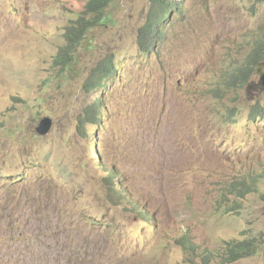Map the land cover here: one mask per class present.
Segmentation results:
<instances>
[{"label": "rangeland", "instance_id": "374dc122", "mask_svg": "<svg viewBox=\"0 0 264 264\" xmlns=\"http://www.w3.org/2000/svg\"><path fill=\"white\" fill-rule=\"evenodd\" d=\"M86 2L0 0V264H204L201 250L250 237L257 254L230 264H264V175L244 198L224 188L237 162L264 169V112L251 115L264 57L245 84L230 74L264 32V0H177L149 51L151 0H113L64 65L65 27ZM97 96L101 120L83 133ZM179 229L196 252L172 239Z\"/></svg>", "mask_w": 264, "mask_h": 264}, {"label": "trees", "instance_id": "16d2710c", "mask_svg": "<svg viewBox=\"0 0 264 264\" xmlns=\"http://www.w3.org/2000/svg\"><path fill=\"white\" fill-rule=\"evenodd\" d=\"M113 0H87L85 7L81 15L75 20L71 21L65 27L66 43L61 46L57 59L64 65H68L74 59V54L78 49L81 41L87 36L89 31L100 23L104 22V15L107 7ZM182 2V1H181ZM152 7L148 16V20L140 29V45L145 48V51H149L155 47V43L165 37V29L162 27L164 20V14H166L165 8L168 7V19L174 15V13L180 10L179 5H176L177 0H151ZM261 38L255 39L254 48L251 54L246 59L245 64H237L233 67L230 74L233 76V80H237L239 84H245L249 77L254 73L255 66L258 61H261L264 57V32L260 35ZM114 71L113 60L108 62H100L94 69L87 80L85 86L88 89L94 90L95 86L102 81V79L110 76ZM103 103L101 98L96 97L95 102L86 107L80 117L81 123L79 124V130L83 133L86 132L85 124H97L101 120V111H103ZM255 112L263 113L264 109L260 105L254 106L251 111V115L254 116ZM236 174L231 175L227 184L224 185L226 193L229 195L234 194L238 197H245L246 194L258 190V183L263 178L264 169L253 170L244 167L241 163H236ZM108 178L113 180L114 171H107ZM109 183V180H107ZM138 210V209H137ZM144 211V210H143ZM143 211L139 214L143 215ZM151 218V216H146ZM179 235L173 236L172 239L175 242L183 245V247L189 252H196L197 244L190 239L191 233L178 230ZM261 240L256 237L250 238H234L226 243L224 250H218L214 254L209 249L201 250L202 262L204 264H211L212 257L218 256L221 262L218 264H230L232 262L239 261L241 259L256 255L261 246ZM211 257V258H210Z\"/></svg>", "mask_w": 264, "mask_h": 264}, {"label": "water", "instance_id": "95a60500", "mask_svg": "<svg viewBox=\"0 0 264 264\" xmlns=\"http://www.w3.org/2000/svg\"><path fill=\"white\" fill-rule=\"evenodd\" d=\"M262 86L264 87V76L262 77ZM53 125V120L51 119V117L49 116H45L39 123L38 127H37V131L42 134L45 135L47 134Z\"/></svg>", "mask_w": 264, "mask_h": 264}, {"label": "bare ground", "instance_id": "6f19581e", "mask_svg": "<svg viewBox=\"0 0 264 264\" xmlns=\"http://www.w3.org/2000/svg\"><path fill=\"white\" fill-rule=\"evenodd\" d=\"M45 197V196H44ZM44 199V198H43ZM47 201V200H46ZM12 202L15 203L16 205L18 206H21L23 204V199H19L18 197H12ZM143 209L139 210L138 209V212H141ZM50 215V214H49ZM51 218L53 219L52 215H51ZM54 220V219H53ZM52 220V221H53ZM89 253V252H88Z\"/></svg>", "mask_w": 264, "mask_h": 264}, {"label": "clouds", "instance_id": "9594fccd", "mask_svg": "<svg viewBox=\"0 0 264 264\" xmlns=\"http://www.w3.org/2000/svg\"><path fill=\"white\" fill-rule=\"evenodd\" d=\"M165 10H166V12H167L166 14H168V7H166Z\"/></svg>", "mask_w": 264, "mask_h": 264}]
</instances>
